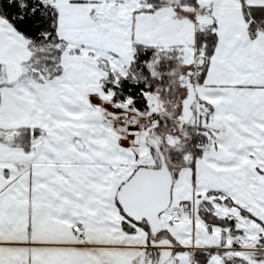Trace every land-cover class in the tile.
<instances>
[{
    "label": "snow or ice",
    "instance_id": "6c2138e0",
    "mask_svg": "<svg viewBox=\"0 0 264 264\" xmlns=\"http://www.w3.org/2000/svg\"><path fill=\"white\" fill-rule=\"evenodd\" d=\"M0 264H264V0H0Z\"/></svg>",
    "mask_w": 264,
    "mask_h": 264
}]
</instances>
